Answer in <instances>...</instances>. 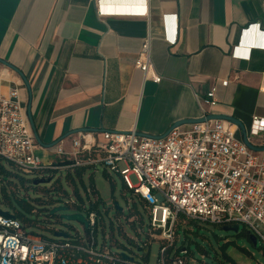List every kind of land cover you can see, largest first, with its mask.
<instances>
[{
  "label": "crops",
  "instance_id": "obj_1",
  "mask_svg": "<svg viewBox=\"0 0 264 264\" xmlns=\"http://www.w3.org/2000/svg\"><path fill=\"white\" fill-rule=\"evenodd\" d=\"M146 2L149 17L100 15L98 0H0V59L28 78L45 145L77 130L163 135L204 117L200 100L223 80L207 112L252 135L253 117L264 118V0ZM149 29L160 83L135 68ZM76 134L38 145L37 158L60 162L58 146L70 152ZM251 137L264 147V132Z\"/></svg>",
  "mask_w": 264,
  "mask_h": 264
},
{
  "label": "built area",
  "instance_id": "obj_2",
  "mask_svg": "<svg viewBox=\"0 0 264 264\" xmlns=\"http://www.w3.org/2000/svg\"><path fill=\"white\" fill-rule=\"evenodd\" d=\"M98 11L100 15L149 17L146 0L123 7L98 0ZM152 41L149 29L135 68L145 81L160 83L162 77L156 73L152 59ZM9 71L0 69V163L6 161L20 173L39 179H46L54 171L101 165L109 174H118L125 192L132 194L127 223L135 229L139 223L142 229L137 231L139 235L143 233L144 219L137 208L141 206L149 226L147 239L138 244L139 251L144 250L146 255L140 258L125 254L129 259H124L123 254L113 252L106 235L105 242L99 244V216L94 211L85 218L88 228L84 226L83 232L52 238L29 233L18 219L0 215V264H149L153 242L161 246L158 264H198L194 257H187V249L172 261L168 259L169 250L180 238L178 229L187 220L219 227L244 225L264 245V152L251 150L236 126L208 120L176 127L163 139L139 136L136 129L104 131L100 140L92 133L79 132L70 152L60 145L56 150L60 161H73L72 164H45L36 155L38 144L27 117L26 89L19 77ZM228 84L227 80L220 81L200 100L204 117L209 114L207 109L218 104L219 85ZM253 122L252 135H261L264 118L255 116ZM252 135L248 133L253 143ZM131 176L137 178L136 185ZM59 196L65 195L59 192ZM76 205L70 199L65 206Z\"/></svg>",
  "mask_w": 264,
  "mask_h": 264
},
{
  "label": "rangeland",
  "instance_id": "obj_3",
  "mask_svg": "<svg viewBox=\"0 0 264 264\" xmlns=\"http://www.w3.org/2000/svg\"><path fill=\"white\" fill-rule=\"evenodd\" d=\"M1 164L6 170L13 173L9 180L19 188L18 198L26 201L41 213L37 215L27 211L14 197L10 203L1 201V211L9 212L10 214L19 212L31 221L40 222L41 227L35 225L27 226V232L37 233L49 238L54 236L55 230L70 235H75L76 231L83 232L84 224L78 221L66 220L62 216L80 213L86 218L87 211L93 207L91 202L96 200L93 195L88 198L86 188H91L92 184H94L98 192V198L101 200L97 204V209L103 217V222L99 226V244L101 245L105 242L106 235L107 243L113 252L140 258L146 255L144 250L139 251L138 244L147 239L148 216L142 207L139 206V211L144 219L143 233L141 235L137 231V229H142L139 223H137V229L127 223L126 217L131 214L128 208V200L131 199L132 194L131 192H125L124 183L118 174L114 172L109 174V171L99 165L96 168L91 167L82 170L80 175L73 171L72 178L74 182L71 181L69 173L63 171L57 172L51 177L48 175L47 179L51 178L49 183L35 186L33 181L38 179V176L20 173L6 161H1ZM121 167L123 168L124 164L121 163ZM130 180L134 185L138 183L135 176H131ZM55 187H58L57 191H47ZM75 189L78 190L79 195H76ZM59 192H63L65 196H59ZM49 194L53 197V201L39 203V201H47ZM70 199L76 201L77 205L69 206L67 211L58 212L54 216L50 214L52 209L65 206ZM113 202L119 203L123 213L114 208ZM83 205L85 209L82 207ZM46 218L49 221H45ZM186 222V224H181L178 229L180 238L176 243L175 249H187L190 252L187 257H194L198 264H264V245L260 241L255 247L245 237L237 236L238 234L233 232L222 231L219 226L191 222L190 220ZM120 225L123 226L122 229H120ZM243 229L244 226L240 225V232ZM160 249V244L153 242L148 259L149 264H158ZM224 252L231 260H227L223 256ZM203 254H205L204 258H202Z\"/></svg>",
  "mask_w": 264,
  "mask_h": 264
},
{
  "label": "water",
  "instance_id": "obj_4",
  "mask_svg": "<svg viewBox=\"0 0 264 264\" xmlns=\"http://www.w3.org/2000/svg\"><path fill=\"white\" fill-rule=\"evenodd\" d=\"M107 1L110 2L111 4L115 5V6H122L123 7V6L133 5L138 0H107ZM0 65L9 69L10 71L14 72L19 77V79L22 81V83L24 84V87H25L27 95H28V101L26 104L27 117H28L31 129H32V132L34 134L35 140L39 146L47 147V146L56 145V144H58V142L65 139L67 136L80 132V130L73 131V132L69 133L68 135H65L59 141L53 143L52 145H45L42 142V140L40 139V136L38 134L37 127H36V124L34 121V117H33V113H32L33 92H32L31 84H30L28 78L24 75V73L20 69H18L17 67H15L11 63H9L3 59H0ZM208 120L224 121V122L230 123L231 125L236 126L238 129V132L241 136V139L251 150H253L255 152H264V147H259V146L253 145V143L249 140L248 132H247L245 125L239 119H237L233 116H228V115L208 114L206 117H201L198 119H183V120H180V121H177L176 123H174L165 134L160 135V136L146 135V134H140V133H137V134L139 136L147 137V138L163 139V138L167 137L168 134L176 127H180V126H184V125H191V124H200V123H203V122L208 121ZM84 130L85 129H83L81 131H84ZM50 181H51V179H38V180L34 181V185L37 186V185L42 184V183H49ZM115 209L118 211L123 210L119 206V203H117V202H115ZM67 210H68V207H66V206L55 207L51 211V215H55L58 212H62V211L64 212ZM0 215L4 216L6 218L15 219V216L10 214L9 212H3L0 210ZM62 217L66 220H69V221H78V222L84 224V226L86 228H88V224H87L85 217L80 213L73 214V215H63ZM220 230L225 231V232H233L235 234H238L240 232V225L237 224V225H231V226H220ZM53 235L55 237L66 236L63 233H57V232H55ZM248 237H249L250 242L256 247L258 244V240H257L256 236L250 233ZM123 257H124V259H129V257L125 254H123Z\"/></svg>",
  "mask_w": 264,
  "mask_h": 264
},
{
  "label": "trees",
  "instance_id": "obj_5",
  "mask_svg": "<svg viewBox=\"0 0 264 264\" xmlns=\"http://www.w3.org/2000/svg\"><path fill=\"white\" fill-rule=\"evenodd\" d=\"M73 161H60V162H57L56 164L57 165H70L72 164ZM88 168H91V167H73L72 169H68V170H65L69 173V177L71 178V181L74 182V179L72 178V172L75 171V173H78V175L81 174L82 170H85V169H88ZM58 171H54L52 173H50L49 177H51L52 175H54L55 173H57ZM13 176V173L6 170V168L4 166H2V164L0 163V189H1V198H0V203L1 201L3 202H6V203H10L11 202V199L14 197L16 198V200L22 205L25 207V209L33 214H37V215H40V211L35 209L34 207H32L29 203H27L26 201H23L21 199L18 198V195H19V188L17 187V185H14L13 182L10 179V177ZM39 179V178H38ZM36 179V180H38ZM47 179V177H46ZM51 179V178H49ZM35 181V180H34ZM34 181H33V184H34ZM58 190V187H55L51 190H47L48 192H51V191H57ZM75 193L76 195H79V192L77 189H75ZM86 193L88 195V198H90L92 195L96 198L95 202H91V204L93 205V207L87 211V215L89 212H96L99 216V221H98V225H97V234L99 233V226L102 224L103 222V217L101 216V214L99 213L98 209H97V204L101 201L99 198H98V192L94 186V184H92V187L91 188H86ZM59 194V193H58ZM48 200H44V201H39V203H42V202H51L53 201V197L49 194L48 196ZM84 209H85V206L83 205L82 206ZM139 209V207H137ZM53 210V209H52ZM51 210V211H52ZM51 214V212H50ZM15 216L16 219H18L19 221H21L26 227L29 226V225H35V226H40V222L39 221H31L29 219H27L24 215H22L21 213L17 212L15 214H12ZM54 216V215H52ZM45 221H49L48 218H46ZM191 222H199V221H194L192 220ZM202 223V222H201ZM244 226V225H243ZM48 229V228H46ZM61 232V231H60ZM55 233V232H54ZM63 233V232H62ZM63 234H68V233H63ZM249 234H250V231L247 229L246 226H244V229L242 232L238 233L237 236H243L245 237L247 240H249ZM70 235V234H69ZM250 241V240H249ZM176 247V244L173 248H171L168 252V259L170 261H172L174 258H176L180 251H182L183 249L185 248H182L181 250H177L175 249ZM188 251V250H187ZM206 253V252H205ZM188 254H190V252L188 251ZM203 256L205 257V254H203ZM223 256H225L227 258V260H231L229 258V256L224 252L223 253Z\"/></svg>",
  "mask_w": 264,
  "mask_h": 264
}]
</instances>
